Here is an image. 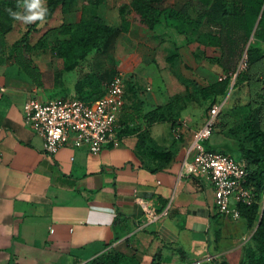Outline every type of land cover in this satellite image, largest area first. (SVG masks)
Wrapping results in <instances>:
<instances>
[{
	"label": "crops",
	"instance_id": "obj_1",
	"mask_svg": "<svg viewBox=\"0 0 264 264\" xmlns=\"http://www.w3.org/2000/svg\"><path fill=\"white\" fill-rule=\"evenodd\" d=\"M208 48L216 47H204L200 56L214 62L220 50L209 55ZM191 53L197 63L198 51ZM13 67L0 65V264H77L109 248L137 264H151L157 251L161 264L166 254L179 264L239 263L233 219L217 211L212 185L182 173L196 129L172 139L167 122L147 128L160 149L178 148L155 172L143 165L134 133L97 154L64 146L48 155L43 138L25 124L21 105L29 96L49 99ZM160 103L148 96L144 113Z\"/></svg>",
	"mask_w": 264,
	"mask_h": 264
},
{
	"label": "rangeland",
	"instance_id": "obj_2",
	"mask_svg": "<svg viewBox=\"0 0 264 264\" xmlns=\"http://www.w3.org/2000/svg\"><path fill=\"white\" fill-rule=\"evenodd\" d=\"M185 1L164 0L161 8L178 9ZM130 2L131 0H104L99 5L91 6L83 4L82 0H71L68 11L62 12L58 7L50 19L38 22L28 35V43L32 47L29 58L40 73V85L33 83L12 59H7L4 65H15L13 67L15 75L23 77L30 85L36 87L37 92L45 99L69 96L81 99L94 98L88 87L78 91L76 83L89 73H95L101 83H105L121 72L126 81V102L122 117L125 122L122 125L124 127L129 124L135 125L136 113L144 112V104L148 96H156L161 102L157 106L172 103L164 112L169 120L166 135L172 139L176 131L183 129L188 135L197 129L203 124L212 104L222 99L225 102L223 110L211 135L205 141L206 145L209 149L218 151L252 148L253 142L243 122L244 114L240 108L246 106L247 110L249 107L251 128L264 129V64L256 63L249 71L250 79L241 84H236L235 76H232L223 95L205 96L200 89L223 79L224 74L214 62L204 61L200 53L195 54L197 63L191 61V52L199 51L195 35L186 36L180 33L177 30L178 23L168 18L165 13L161 15L160 23L153 29L140 26L134 20ZM120 7H124L125 15L130 22L129 31L116 34L104 52L90 53L73 70H64L61 60L55 53L58 40L63 38L58 33V27L94 15L118 27ZM190 16L194 14L191 13ZM30 24L32 23L13 20L11 30L5 35L6 51ZM201 31H215V28L204 22ZM42 35L43 39H41ZM181 44H185L186 47L179 53ZM257 45L258 42L251 38L248 46ZM217 49V47L208 48L209 55L217 53ZM244 59L245 56L242 62ZM242 67L243 64L240 63V68ZM147 87L150 89L148 90ZM157 147L162 148V143H157ZM229 221L231 227L234 226L237 231L236 244L240 256L238 264H240L243 244L252 235L255 225H248L242 218L237 221L229 219ZM91 259L78 261L77 264H89ZM163 264H179V260L166 254Z\"/></svg>",
	"mask_w": 264,
	"mask_h": 264
},
{
	"label": "trees",
	"instance_id": "obj_3",
	"mask_svg": "<svg viewBox=\"0 0 264 264\" xmlns=\"http://www.w3.org/2000/svg\"><path fill=\"white\" fill-rule=\"evenodd\" d=\"M70 1L45 0V6L48 9L45 20L52 17L57 7H60L62 12L68 11ZM103 1L82 0V3L96 6ZM163 2L164 0H131L130 7L134 20L140 26L151 30L160 23V17L165 13L168 18L178 23L177 30L180 33L186 36L195 35L198 53L203 55L200 47L219 48L220 54L214 62L223 71L224 78L202 87L200 90L203 95H223L232 76H235L236 84H241L250 79L249 71L256 63L264 64V50L258 46H248L251 38L264 44V0H186L178 9L172 7L163 9L161 8ZM17 3L18 0H0V65L7 59H12L33 83L40 85V73L29 58L32 47L28 43V35L40 21L28 25L26 31L6 51L5 35L11 30L14 20L9 17L6 9L17 10ZM191 13L194 16H190ZM119 15L118 27L104 22L98 15L61 24L58 27V33L63 38L58 40L55 53L61 60L62 68L66 71L73 70L88 54L104 52L116 34L128 32L130 22L125 15L124 7H120ZM204 22L214 27L215 31H201ZM43 35L41 39L44 38ZM244 56L245 60L242 62ZM240 63H243L242 68ZM102 84L98 75L89 73L76 83V88L81 91L83 87H88L95 98L101 93ZM125 85L124 105L118 118L116 135L119 137L122 134H136L143 165L152 172L161 170L174 160L178 148L175 145L169 149L158 148L148 136L147 128L157 122L169 121L164 112L172 103L157 106L145 113L138 111L135 125L129 124L124 127L122 124L125 120L122 117L126 102ZM221 100L218 99L217 102ZM222 110L223 108L218 117ZM240 110L244 114L243 122L248 129L253 146L220 152L235 159L245 160L247 170L245 184L255 196L252 204L238 205L240 218L245 219L248 225H255L252 235L243 244L240 264H264V129L251 128L249 107L246 110V106H242ZM180 141L181 139L178 143ZM204 147L206 150L218 151L209 149L205 142ZM162 259V252L157 251L152 257L151 264H161ZM89 264H137V261L133 256L109 248L93 257Z\"/></svg>",
	"mask_w": 264,
	"mask_h": 264
},
{
	"label": "built area",
	"instance_id": "obj_4",
	"mask_svg": "<svg viewBox=\"0 0 264 264\" xmlns=\"http://www.w3.org/2000/svg\"><path fill=\"white\" fill-rule=\"evenodd\" d=\"M124 85V75L118 72L102 84L101 93L91 100L56 97L41 101L29 96L21 105L23 120L43 138V150L48 155L64 146L97 154L105 146L119 144L116 128L124 105ZM224 103L221 100L212 104L203 124L193 132L181 169L183 174L207 179L213 187L217 211L238 220V205H250L255 198L245 184L246 162L204 147ZM148 214L155 218L154 213Z\"/></svg>",
	"mask_w": 264,
	"mask_h": 264
},
{
	"label": "clouds",
	"instance_id": "obj_5",
	"mask_svg": "<svg viewBox=\"0 0 264 264\" xmlns=\"http://www.w3.org/2000/svg\"><path fill=\"white\" fill-rule=\"evenodd\" d=\"M16 9L8 8L6 11L10 18L24 23L43 22L48 13L44 0H18Z\"/></svg>",
	"mask_w": 264,
	"mask_h": 264
},
{
	"label": "water",
	"instance_id": "obj_6",
	"mask_svg": "<svg viewBox=\"0 0 264 264\" xmlns=\"http://www.w3.org/2000/svg\"><path fill=\"white\" fill-rule=\"evenodd\" d=\"M250 40H251V39H250ZM250 40H249V42H250ZM249 42H248V43H249ZM258 223H259V221L257 222L256 226L258 225Z\"/></svg>",
	"mask_w": 264,
	"mask_h": 264
}]
</instances>
